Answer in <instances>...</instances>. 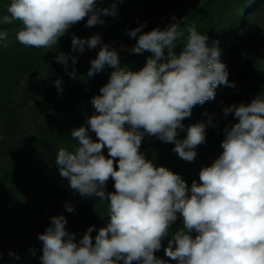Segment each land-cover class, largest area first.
<instances>
[{"label": "clouds", "instance_id": "1", "mask_svg": "<svg viewBox=\"0 0 264 264\" xmlns=\"http://www.w3.org/2000/svg\"><path fill=\"white\" fill-rule=\"evenodd\" d=\"M123 2L112 0L104 8L98 7V0H10L0 25L18 22L15 39L20 44L50 49L85 19L89 28L104 25L102 17L117 16V4ZM171 19L163 29L143 32L146 24H140L128 30L136 41L129 51L151 53L140 70L122 67L118 53L107 44L91 61L89 77L106 65L114 70L92 98L96 114L88 118V127L71 131L78 143L72 151L61 147L56 165L74 192L106 202L109 222L98 230L94 242V226L77 242L76 234L65 227L66 218L53 216L38 236L41 264H168L155 253L178 216L182 227L164 248L177 264H264V94L247 105L223 108L225 116L232 113L238 122L223 130L222 154L201 169L199 183L193 180L190 189L180 175L155 166L140 151L147 134L174 143L173 151L181 159L193 161L194 149L205 142L206 125H190L186 138L180 140L183 120L194 106L214 100L217 86H235L228 80L229 70L216 43L209 46L208 36L198 32L194 22L188 25L186 17ZM178 41H182L179 54ZM10 43L9 32L0 30V47ZM100 44L99 34L86 39L73 35L71 50L82 53L86 45L94 49ZM69 59L76 63L75 56L54 57L66 72ZM55 85L60 89V79ZM208 124H212L210 116ZM89 128L97 140L89 136ZM110 178L113 192L106 191ZM65 208L74 211L71 204Z\"/></svg>", "mask_w": 264, "mask_h": 264}, {"label": "trees", "instance_id": "2", "mask_svg": "<svg viewBox=\"0 0 264 264\" xmlns=\"http://www.w3.org/2000/svg\"><path fill=\"white\" fill-rule=\"evenodd\" d=\"M111 2L98 0V7H110ZM9 4L10 0H0V15L7 14ZM169 6L166 0H124L117 4V16L102 17L106 21L104 25L89 28L85 19L73 26L87 34H99L107 44H120L122 49H114L120 65L138 71L151 53H131L129 49L136 41L127 32L140 24H146L143 32L165 28L173 22V15L168 17ZM174 11L178 19L186 17L188 25L194 22L197 31L208 36L209 46L216 43L220 60L229 70L228 80L235 85L217 86L215 99L194 106L191 116L183 120L185 129L177 136L180 140L186 138L190 125L199 122L206 125L205 142L194 149L197 155L193 161L181 159L173 151L174 143H165L147 134L142 140L140 151L145 158L157 167L180 175L190 189L193 180L199 183L201 169L211 166L222 154L223 130L238 122L232 113L225 116L223 108L240 103L247 105L258 94H264V47L249 46L245 42L251 26L264 14V0H189ZM19 27L18 22L0 25V30L9 32L11 41L8 47H0V244L3 247L0 264L40 262L42 241L38 236L51 225L53 216L66 218L65 227L76 234L77 242L90 226H94V242L98 230L109 222L106 202L74 192L68 180L59 174L56 155L61 147L74 150L78 142L72 139L71 131L88 127V118L96 114L92 98L100 94L99 89L108 82L114 69L106 65L89 77L91 61L100 50L98 45L94 49L86 45L82 53L73 52L71 45L66 48L59 42L50 49L26 48L15 39ZM181 48L182 41H178L177 54ZM59 54L76 57L75 64L68 60L67 72L63 64L54 60ZM234 63V72L230 74ZM57 79L62 90L55 85ZM209 116L212 124H208ZM88 134L97 140L90 128ZM103 154L107 157V148ZM113 185L110 178L106 191H115ZM66 204L73 206L72 213L66 210ZM181 227L182 217L178 216L169 236L162 241L161 250L155 253L168 264H177V261L170 260L164 248L171 234ZM192 235L194 238L196 234Z\"/></svg>", "mask_w": 264, "mask_h": 264}, {"label": "rangeland", "instance_id": "3", "mask_svg": "<svg viewBox=\"0 0 264 264\" xmlns=\"http://www.w3.org/2000/svg\"><path fill=\"white\" fill-rule=\"evenodd\" d=\"M189 0H166V3H168V5H170L168 13V17L174 15L176 13V11H174V9L176 10L177 8H179L181 6V4H183L184 2H187ZM248 37L246 39V45L252 46V45H257L258 48H262L264 47V14H262L259 17V20L256 21L255 24H253V26H251V28L249 29L248 33H247ZM75 35L77 37L86 39L89 38L90 36H92L91 34H87L82 28L78 27V26H72L70 29H68L67 33L61 37L59 39V43L63 44L66 48L71 45V39L72 36ZM103 44H107L105 42L101 41V44L98 45V47L100 48L101 45ZM110 48V50H114V49H122V46L120 44H116L113 42H110L107 44ZM235 66L234 64H231V71L230 74H233L234 69L233 67ZM246 99V98H245ZM247 100V99H246ZM3 247L0 244V253L2 252ZM37 264H41V261L38 262Z\"/></svg>", "mask_w": 264, "mask_h": 264}]
</instances>
